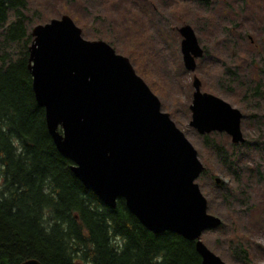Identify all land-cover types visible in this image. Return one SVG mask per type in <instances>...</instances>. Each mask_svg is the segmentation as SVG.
Listing matches in <instances>:
<instances>
[{"label":"water","instance_id":"obj_1","mask_svg":"<svg viewBox=\"0 0 264 264\" xmlns=\"http://www.w3.org/2000/svg\"><path fill=\"white\" fill-rule=\"evenodd\" d=\"M179 33L185 69L195 72L204 50L191 26ZM32 36L33 91L57 150L74 164L75 177L111 209L123 199L153 234L176 233L195 243L201 264H226L201 239L222 220L208 213L197 184L205 171L198 152L162 112L129 59L103 41L83 39L69 16L36 26ZM194 89L190 125L202 136L226 133L234 144H243V114L203 93L199 80Z\"/></svg>","mask_w":264,"mask_h":264},{"label":"rangeland","instance_id":"obj_2","mask_svg":"<svg viewBox=\"0 0 264 264\" xmlns=\"http://www.w3.org/2000/svg\"><path fill=\"white\" fill-rule=\"evenodd\" d=\"M27 3L31 34L36 26L69 16L83 39L103 41L117 55L129 59L137 75L160 100L162 112L170 115L192 143L206 169L197 184L208 201V213L221 219L222 226L205 232L202 241L226 264H246L241 247L248 251L250 264H264V0ZM176 10L180 18L172 14ZM184 26L194 29L205 51L197 60L195 72L187 71L183 62L179 30ZM195 80L201 82L203 93L224 100L243 114L245 142L255 143L245 158L246 168L259 171L263 177L252 176L248 189L228 201L223 199L216 179L234 190L241 189V184L217 151L207 146L204 136L190 125ZM214 134L211 141L227 150L234 149L232 145L236 144L228 134ZM237 150L246 153L243 144ZM248 177L240 175L242 180Z\"/></svg>","mask_w":264,"mask_h":264},{"label":"trees","instance_id":"obj_3","mask_svg":"<svg viewBox=\"0 0 264 264\" xmlns=\"http://www.w3.org/2000/svg\"><path fill=\"white\" fill-rule=\"evenodd\" d=\"M27 5V0H0V264H201L195 243L176 233L153 234L123 199L111 209L75 177L33 91ZM212 135L203 137L205 144L241 184L239 190L218 185L228 201L248 189L252 176H263L246 168L254 142L243 143L242 153L237 150L242 144L227 150L211 141ZM240 250L250 264L248 251Z\"/></svg>","mask_w":264,"mask_h":264}]
</instances>
